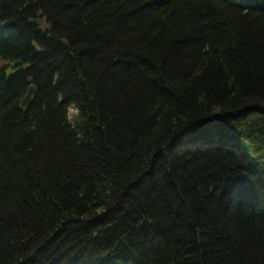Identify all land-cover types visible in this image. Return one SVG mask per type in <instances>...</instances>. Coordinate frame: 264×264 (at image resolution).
Here are the masks:
<instances>
[{"label":"trees","instance_id":"obj_1","mask_svg":"<svg viewBox=\"0 0 264 264\" xmlns=\"http://www.w3.org/2000/svg\"><path fill=\"white\" fill-rule=\"evenodd\" d=\"M0 264H264V0H0Z\"/></svg>","mask_w":264,"mask_h":264},{"label":"water","instance_id":"obj_2","mask_svg":"<svg viewBox=\"0 0 264 264\" xmlns=\"http://www.w3.org/2000/svg\"><path fill=\"white\" fill-rule=\"evenodd\" d=\"M33 93H34V88L33 87H30L28 89L27 94L24 96V98L21 101V105L22 106H24L29 101V99L31 98V96H32Z\"/></svg>","mask_w":264,"mask_h":264},{"label":"rangeland","instance_id":"obj_3","mask_svg":"<svg viewBox=\"0 0 264 264\" xmlns=\"http://www.w3.org/2000/svg\"><path fill=\"white\" fill-rule=\"evenodd\" d=\"M74 110L73 109H70V111H69V115L72 117L73 116V114H74Z\"/></svg>","mask_w":264,"mask_h":264}]
</instances>
